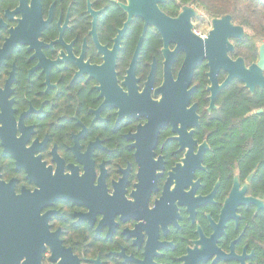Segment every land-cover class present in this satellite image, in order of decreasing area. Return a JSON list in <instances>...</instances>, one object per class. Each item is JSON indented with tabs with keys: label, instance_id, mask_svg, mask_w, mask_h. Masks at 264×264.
Segmentation results:
<instances>
[{
	"label": "flooded vegetation",
	"instance_id": "flooded-vegetation-1",
	"mask_svg": "<svg viewBox=\"0 0 264 264\" xmlns=\"http://www.w3.org/2000/svg\"><path fill=\"white\" fill-rule=\"evenodd\" d=\"M125 4L0 0V214L19 264H264L258 110L224 117L235 80L213 102L208 61L182 78L188 53ZM244 39L229 56L249 66Z\"/></svg>",
	"mask_w": 264,
	"mask_h": 264
},
{
	"label": "water",
	"instance_id": "water-1",
	"mask_svg": "<svg viewBox=\"0 0 264 264\" xmlns=\"http://www.w3.org/2000/svg\"><path fill=\"white\" fill-rule=\"evenodd\" d=\"M167 0H127L122 6L128 15V23L136 18H142L147 24L154 25L163 35L167 42L178 43L179 48L188 53L187 60L181 71V77L188 76L192 79L193 71L198 63L208 61L210 68L209 77L212 82V101L218 93L227 87L233 80L244 84L250 92L254 93L257 88L264 90V44L258 47V61L247 66L242 58L231 59L229 54L234 51L231 40L245 38V31L241 26L233 23L231 16H223L211 21L212 28L205 40H202L191 32V20L198 15V11L191 6H184L182 12L175 19L163 13L159 5ZM220 72L227 74V78L221 85L218 82ZM264 109L258 110L257 114H263ZM13 221V224H17ZM4 214H0V264H5V245L11 241V258L7 264H19L21 252L15 251L22 246L23 235L13 229L12 234H4Z\"/></svg>",
	"mask_w": 264,
	"mask_h": 264
},
{
	"label": "trees",
	"instance_id": "trees-1",
	"mask_svg": "<svg viewBox=\"0 0 264 264\" xmlns=\"http://www.w3.org/2000/svg\"><path fill=\"white\" fill-rule=\"evenodd\" d=\"M183 6H194L210 19L231 16L235 25L245 31L243 46L238 45L234 57L242 56L250 66L258 60V46L264 42V0H168L161 9L168 15L179 13ZM219 103L224 117L244 119L248 114L264 108V90L251 94L244 84L233 81L223 92ZM252 124V148H264V114L248 117Z\"/></svg>",
	"mask_w": 264,
	"mask_h": 264
},
{
	"label": "rangeland",
	"instance_id": "rangeland-1",
	"mask_svg": "<svg viewBox=\"0 0 264 264\" xmlns=\"http://www.w3.org/2000/svg\"><path fill=\"white\" fill-rule=\"evenodd\" d=\"M203 15L205 16V14H204L203 12H201V16H203ZM204 18H205V17H204ZM203 20H206V21H205V24H204V27H203V28H204L203 30H205V29H207V28H210V23L207 22V19L205 18V19H203ZM260 44H261V43H260Z\"/></svg>",
	"mask_w": 264,
	"mask_h": 264
}]
</instances>
